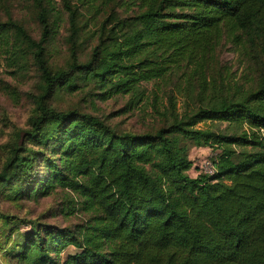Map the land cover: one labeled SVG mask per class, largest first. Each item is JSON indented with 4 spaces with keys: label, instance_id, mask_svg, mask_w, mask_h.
<instances>
[{
    "label": "trees",
    "instance_id": "obj_1",
    "mask_svg": "<svg viewBox=\"0 0 264 264\" xmlns=\"http://www.w3.org/2000/svg\"><path fill=\"white\" fill-rule=\"evenodd\" d=\"M138 1V13L115 19L114 36L101 37L88 60L79 59L74 44L62 69L47 58L49 3L38 15L39 39L13 18L0 19V61L27 50L43 82L44 94L33 97L27 139L49 146L59 133L62 140L66 157L51 166L49 185L77 192L102 214L82 240L68 229L18 232L9 245L15 264H264V75L257 88L240 87L232 95L224 80L209 83L206 75L226 32H245L264 53V0ZM66 7L76 34L78 8ZM174 68H188L198 79L200 103L186 113L174 108L172 119L166 110L164 123L144 134L47 102L58 88L78 89L79 80L139 103L145 84L167 79ZM206 120L228 124L197 127ZM188 142L218 150L215 176L191 175ZM42 153L26 141L14 146L0 183L31 174ZM69 245L81 251L60 259Z\"/></svg>",
    "mask_w": 264,
    "mask_h": 264
},
{
    "label": "rangeland",
    "instance_id": "obj_2",
    "mask_svg": "<svg viewBox=\"0 0 264 264\" xmlns=\"http://www.w3.org/2000/svg\"><path fill=\"white\" fill-rule=\"evenodd\" d=\"M0 0V19L13 18L23 24L36 39L42 34L38 15L42 5L50 10L52 37L47 44V58L54 69L67 68L71 60L74 44L79 59L86 61L93 48L116 29L115 19H127L139 11L138 0ZM78 8L77 27L73 34L67 5ZM107 31H101L102 25ZM113 28V29H112ZM109 41V40H108ZM106 41V43L108 42ZM109 43V42H108ZM12 56V58L10 57ZM167 79L145 84L147 96L138 103L131 94H110L93 82L77 81L78 89L58 88L48 95L50 106L60 111L78 110L98 116L118 130L144 134L158 129L163 123L166 110L173 118L174 108L179 113L189 112L199 104L200 84L190 69L174 68ZM170 72V73H171ZM209 83L223 82L232 95L238 88H257L264 75V53L262 43L255 45L245 32H226L221 38L212 65L207 72ZM44 94L43 82L34 60L26 50L24 56L5 53L0 61V172L16 145L25 141L35 151H43L37 159V168L30 173H22L18 180L0 183V264H15L10 253L20 234L43 231L45 229L60 234L68 229L83 239L96 223L101 212L92 206L84 196L60 184L49 185L51 166H61L62 140L57 133L49 141V146L36 144L27 139L32 118L36 115L34 96ZM227 122L210 120L197 125L200 128L226 129ZM241 131V130H240ZM190 158L194 164L192 176L206 173V168L216 157L218 150L211 147H196L192 142ZM59 148L54 151L52 148ZM15 182V183H14ZM19 186L24 191L16 192ZM5 218V220L3 219ZM12 242V243H13ZM80 248L69 245L58 257L80 252ZM56 256V253H54Z\"/></svg>",
    "mask_w": 264,
    "mask_h": 264
},
{
    "label": "built area",
    "instance_id": "obj_3",
    "mask_svg": "<svg viewBox=\"0 0 264 264\" xmlns=\"http://www.w3.org/2000/svg\"><path fill=\"white\" fill-rule=\"evenodd\" d=\"M209 176H215L217 174V168L213 162H210L206 168V173Z\"/></svg>",
    "mask_w": 264,
    "mask_h": 264
}]
</instances>
